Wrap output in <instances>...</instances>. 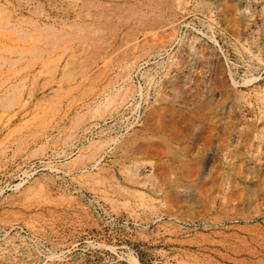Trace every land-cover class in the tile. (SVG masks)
<instances>
[{
	"label": "rangeland",
	"instance_id": "1",
	"mask_svg": "<svg viewBox=\"0 0 264 264\" xmlns=\"http://www.w3.org/2000/svg\"><path fill=\"white\" fill-rule=\"evenodd\" d=\"M0 264H264V0H0Z\"/></svg>",
	"mask_w": 264,
	"mask_h": 264
},
{
	"label": "bare ground",
	"instance_id": "2",
	"mask_svg": "<svg viewBox=\"0 0 264 264\" xmlns=\"http://www.w3.org/2000/svg\"><path fill=\"white\" fill-rule=\"evenodd\" d=\"M195 135H192V137H194ZM173 138H176L175 136H173ZM178 139H187L188 136H177ZM189 176V175H188Z\"/></svg>",
	"mask_w": 264,
	"mask_h": 264
}]
</instances>
